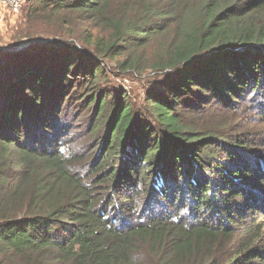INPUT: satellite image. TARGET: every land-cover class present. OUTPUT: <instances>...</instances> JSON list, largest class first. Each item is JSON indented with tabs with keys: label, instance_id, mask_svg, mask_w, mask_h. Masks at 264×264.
Segmentation results:
<instances>
[{
	"label": "trees",
	"instance_id": "obj_1",
	"mask_svg": "<svg viewBox=\"0 0 264 264\" xmlns=\"http://www.w3.org/2000/svg\"><path fill=\"white\" fill-rule=\"evenodd\" d=\"M21 10L56 39L0 50V264H264V0Z\"/></svg>",
	"mask_w": 264,
	"mask_h": 264
},
{
	"label": "rangeland",
	"instance_id": "obj_2",
	"mask_svg": "<svg viewBox=\"0 0 264 264\" xmlns=\"http://www.w3.org/2000/svg\"><path fill=\"white\" fill-rule=\"evenodd\" d=\"M21 18H22V10L15 14L11 12L9 9L0 6V45L6 48V50L17 51V50H20L22 47L26 46L27 44H29L30 42L46 43V42L53 41V39H56L54 38V36L56 35H53V33H48L49 35H42V36H45L43 38L34 39V38H37V37H34L33 38L34 40L32 41L21 40L20 42L16 43L12 35H13V31L15 27L19 24ZM62 41L65 43L69 42L67 38H65ZM76 46L80 48L81 45L79 43H76ZM109 67L111 68L113 67L111 63H109ZM114 74L115 76L112 77V80L114 81V83L120 84L126 89L132 91L134 96H138V97L142 96L143 88H144V85L147 83V81L152 80L153 77L155 76L154 73L152 72L145 74V75H140V76L136 74H128V73L117 74L116 71Z\"/></svg>",
	"mask_w": 264,
	"mask_h": 264
},
{
	"label": "built area",
	"instance_id": "obj_3",
	"mask_svg": "<svg viewBox=\"0 0 264 264\" xmlns=\"http://www.w3.org/2000/svg\"><path fill=\"white\" fill-rule=\"evenodd\" d=\"M21 4H22V0H0V6L9 9L11 12L15 14L21 11ZM0 50H6V48L0 45Z\"/></svg>",
	"mask_w": 264,
	"mask_h": 264
},
{
	"label": "water",
	"instance_id": "obj_4",
	"mask_svg": "<svg viewBox=\"0 0 264 264\" xmlns=\"http://www.w3.org/2000/svg\"><path fill=\"white\" fill-rule=\"evenodd\" d=\"M29 43V42H28Z\"/></svg>",
	"mask_w": 264,
	"mask_h": 264
}]
</instances>
